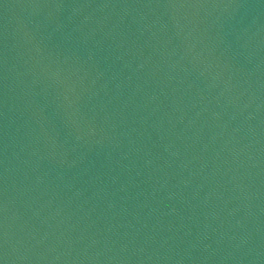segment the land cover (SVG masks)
Wrapping results in <instances>:
<instances>
[{"label": "water", "instance_id": "obj_1", "mask_svg": "<svg viewBox=\"0 0 264 264\" xmlns=\"http://www.w3.org/2000/svg\"><path fill=\"white\" fill-rule=\"evenodd\" d=\"M3 264H264V0H0Z\"/></svg>", "mask_w": 264, "mask_h": 264}, {"label": "snow or ice", "instance_id": "obj_2", "mask_svg": "<svg viewBox=\"0 0 264 264\" xmlns=\"http://www.w3.org/2000/svg\"><path fill=\"white\" fill-rule=\"evenodd\" d=\"M0 264H3V261H0Z\"/></svg>", "mask_w": 264, "mask_h": 264}]
</instances>
